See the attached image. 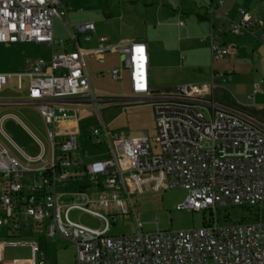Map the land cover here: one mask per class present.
I'll use <instances>...</instances> for the list:
<instances>
[{"label": "built area", "instance_id": "1", "mask_svg": "<svg viewBox=\"0 0 264 264\" xmlns=\"http://www.w3.org/2000/svg\"><path fill=\"white\" fill-rule=\"evenodd\" d=\"M240 14L241 19L230 24L232 33L264 27V20L251 12L240 10ZM67 16L64 0H0V43L30 42L52 45L54 50L49 61L27 59L25 72L0 74V87L13 79L30 81L28 95L44 122L53 154L51 163L24 196L20 181L24 165L18 156L0 147V207L11 214L22 204L25 216L35 224L48 222L49 236L61 235L74 244V264H264V222L220 224L216 216L219 206H264V128L248 117L220 108L214 101V81L181 84L152 96L147 46L130 42L116 46V50L126 56L132 93L153 99L160 152L154 153L151 141L144 136L127 138L111 132L100 115L99 103L105 100L97 98L92 90L78 46L79 37L90 40L96 26L93 22L72 26L68 19L64 20ZM210 16L221 18L222 14L211 8ZM56 20L62 21L68 32L73 43L71 51L65 41H56ZM201 40L210 44L216 60L234 52L222 44L215 32ZM110 74L113 82L121 79L119 69ZM259 88L258 83L255 92ZM79 94L93 102L100 118L99 125L89 130L90 139L108 155L88 165L83 159L73 158L79 149L78 135H63L58 129L59 122L78 119L79 110L70 108L72 115H68L66 107H73V103H52ZM89 156L85 151L84 157ZM74 164L84 166L85 176L98 186L95 200L107 214L91 210L92 198L85 193H81L82 204L62 200L64 193H59L58 188L67 185ZM156 175L164 178L160 187L186 191L187 197L177 210L209 211L211 220L200 229L147 234L139 215H135V234L106 236L116 219L114 214L131 215L132 187L141 188L148 183L147 177ZM74 207L99 219L103 227L94 229L72 221L69 214ZM3 224L0 217V226ZM30 264H49L35 244Z\"/></svg>", "mask_w": 264, "mask_h": 264}, {"label": "crops", "instance_id": "2", "mask_svg": "<svg viewBox=\"0 0 264 264\" xmlns=\"http://www.w3.org/2000/svg\"><path fill=\"white\" fill-rule=\"evenodd\" d=\"M220 1H223L222 5ZM69 2L72 1L64 0L68 8V16L64 20L68 19L72 26L87 22L85 19L81 21L77 15L78 13L70 12ZM211 8L220 12L222 17L212 19L210 16ZM120 9L122 12L120 26L113 25L110 28V26H102L100 23L93 21L96 26V33L90 40H85L83 37L78 39V46L82 51L92 90L94 91V87L97 89L103 80L109 78L114 84L120 83L123 89L122 91L116 89L113 92L115 93V99L110 102L129 103L114 118L113 112L108 111L110 115L108 118L111 119V122L107 124L108 129H112V131L127 138L144 136L151 141L152 146L154 128L157 126L152 106L153 99L152 97H137L132 93L130 69L126 64V56L116 50V46L130 42L143 43L147 46L149 85L152 89V96L169 92L177 84H203L214 81L217 85L214 101L220 108L258 121L235 103H264V80L258 82L259 76L264 77V27L258 28L254 32L235 34L230 31V24L241 19L240 10H247L257 18L264 20V0H120ZM72 21L76 24H73ZM57 22L65 29L66 35L63 39L66 42L69 36L62 21H55L54 32H56ZM181 22L184 24L181 25ZM212 32L220 36L223 45L234 49L231 56L222 60L213 58L210 44L201 40L202 36L209 35ZM67 45H69L67 50L69 47L73 48V43L70 42ZM0 46L7 48L14 46L15 51L20 56L15 71L0 74L25 72L27 70L25 66L26 59L43 58L49 61L54 51L52 45H37L30 42L11 45L0 43ZM55 51H59V48L55 47ZM119 57L125 58V62L118 61ZM113 69L120 70L121 79L118 82H113L111 79L110 72ZM229 71L231 74H229ZM29 82L27 78L13 79L9 80L5 86L0 87V147L11 151L13 154L15 153L10 147L15 149L24 165L20 177L24 188V196L28 194L31 186L53 159L47 136L49 151L23 123L26 131L41 145V152L36 156H31L17 145L11 133L6 130L8 128L15 133L13 120H20L16 115L18 111L31 110L39 114L35 102L28 95ZM258 83L260 84L259 92H255V85ZM225 84L229 85L232 90L224 87ZM116 99L118 101H115ZM52 103L57 105L73 103V107H66L65 113L68 115H72L70 108L75 107L79 110L78 119H68L58 123V129L62 131L63 135L68 133L78 135L79 149L73 154L74 160L80 161L83 159L84 163L88 165L92 161L100 160V157L105 156L107 158L106 150L97 148L94 144L98 159L88 161L92 156L91 153L89 152L90 156L85 158V152H80L83 148L81 145L85 141L82 133L83 125L84 123L88 124L89 120L93 119L91 117L93 111L88 108L89 104L93 102L85 95L79 94L73 97L55 99ZM144 110L150 112L151 120L149 122L151 125L142 124L140 128H136L128 123H119L125 116L131 121L139 120L143 122L144 118L142 119L140 114ZM96 114L97 112H95ZM95 119L98 120L97 123L99 124L98 114ZM258 123L261 125L260 121ZM115 125L117 127L114 128ZM261 126L264 128L263 125ZM26 131H24V134L29 136ZM152 151L154 152L153 147ZM70 171L71 178L68 180L67 185L58 188L59 193H64L62 200L66 203L82 204L84 203V197L81 193H85L92 198L91 210L98 213L100 210L106 212L95 200L99 190L98 186L95 183L85 186L82 184L83 180L81 178L86 175L84 166L74 164ZM146 179L148 183H153L156 187H160L164 181L163 176L158 175ZM76 185L79 186L78 190ZM81 187L85 188L82 190ZM136 189H142V187H132V190L135 191ZM89 190L90 192H88ZM24 208V205L21 204L20 209L10 214L7 209L0 207V217L4 219V224L0 226V229L7 227L10 232L8 236L12 237V235L15 236L17 233L23 232L22 223H25V230L32 235H36L39 240L31 242L2 241L3 236L0 233V264H2L1 251L7 247L29 246L32 255V244L36 245L39 253L45 254L49 264H53V262L61 264V255L65 252L62 240L70 241L61 235L49 236L47 232L48 222L35 224L25 216ZM73 211H80L81 215H90L83 213L78 207L72 208L69 215ZM43 240L44 242H42ZM70 244L73 246L71 250H68L71 258L70 264H74L76 249L72 242ZM31 258L16 264H30Z\"/></svg>", "mask_w": 264, "mask_h": 264}, {"label": "rangeland", "instance_id": "3", "mask_svg": "<svg viewBox=\"0 0 264 264\" xmlns=\"http://www.w3.org/2000/svg\"><path fill=\"white\" fill-rule=\"evenodd\" d=\"M69 2V8H71L70 12L78 13L79 19H85L87 22L96 21V23H100L102 26H110L113 25L120 26L122 19V12L120 11V0H71ZM73 24L76 22L72 21ZM85 23V22H83ZM79 24V23H77ZM99 26V25H98ZM126 31V29H125ZM56 41L60 42L63 37L66 35L65 29L60 25L59 22L56 23ZM65 41V39H63ZM69 39L66 41L67 44ZM69 46V45H67ZM72 48H68V51H71ZM20 56L17 51H15V47H5L0 46V73L4 72H13L15 71V66L19 62ZM27 60V59H26ZM33 60V58H32ZM118 61L124 63L125 58H118ZM264 80V77L259 76L258 82ZM211 82V81H210ZM208 83V82H206ZM202 84V83H201ZM181 85V84H177ZM224 87L232 90L229 85H224ZM116 89L122 91V86L120 83L114 84L108 78L107 80H103L100 85L95 89L94 92L97 98L104 99L106 102H100L99 106L101 108L100 115L105 121L104 123L109 124L111 119L108 111L113 112V118L129 103H114L110 101H114L115 93H113ZM242 102V101H241ZM233 104V103H231ZM239 108L245 110L247 114L256 118L261 122V125L264 126V103H235ZM252 107V108H251ZM91 111V117L93 119L89 120L88 124L84 123L82 133H83V148L80 150L81 153L85 151H89L91 153V157L88 161H92L94 159H98L99 157L95 154V147L93 146V141L90 139V127H96L99 124L97 123L94 110V104H89ZM209 116V111H205ZM17 117L20 119L13 120L14 132L6 128L8 130L17 145L25 151L28 155L36 156L41 152V145L37 140L34 139L24 128L23 123L29 130L37 137L45 146L46 150L49 151V144L47 141V133L45 130L44 122L42 118H40L39 114L33 112L31 110H23L16 112ZM121 119L119 123H128L133 125L136 128H140L142 124L149 126L151 123L150 112L148 110L142 111L140 117L144 118V121L141 122L139 120H130L126 118ZM254 122L258 123V121L248 117ZM156 123V122H155ZM260 124V123H258ZM117 125L114 126V128ZM23 129V130H22ZM25 129V130H24ZM111 132L112 129H109ZM26 131L28 135L24 134ZM158 134L157 126L154 128L153 139H152V147L155 153H159V144L155 142V139ZM82 142V141H80ZM11 150L19 156L15 149L10 147ZM97 151V150H96ZM105 156L100 157L99 159H104ZM82 184L85 185H93L94 182L90 179L83 180ZM79 189V186L76 185V189ZM77 189V190H78ZM74 190V189H69ZM90 192V190L88 191ZM187 197L186 191L182 189H165L164 187H156L153 183H147L142 187V189H136L133 193L130 194V206H131V215L124 216L120 214L117 215L115 220H112V226L110 231L106 233L108 237H120L133 235L137 232V227L135 223L134 216L139 215L140 221L143 224L144 233L151 234L156 233L158 230L160 231H182V230H192V229H200L204 226L205 223H208L212 214L208 211L205 213L202 212H191V211H179L177 210V206L185 201ZM99 213L101 215L106 214V212L100 210ZM216 216L218 222L220 224L227 223H239V222H252L253 220H261L264 222V206L262 208H252L247 206H219L216 211ZM70 218L74 222H81L91 228L100 229L102 228V224L99 219L94 218L90 215L84 214L81 215L80 211H73L70 215ZM23 232L17 233L12 237L7 227L0 229V233L3 238L2 241H20V242H31L34 240H39L36 235H32L30 232L25 230V223H22ZM44 242V240L42 241ZM63 248L65 249L64 253L61 255V264H70L71 258L68 250H71L73 247L70 242L66 240H62ZM31 248L29 246H18V247H7L5 250L1 251L2 264L11 262L12 264H16L17 262L24 261L26 259L31 258ZM53 264H58L53 262Z\"/></svg>", "mask_w": 264, "mask_h": 264}, {"label": "trees", "instance_id": "4", "mask_svg": "<svg viewBox=\"0 0 264 264\" xmlns=\"http://www.w3.org/2000/svg\"><path fill=\"white\" fill-rule=\"evenodd\" d=\"M106 102V101H105ZM81 180H88V177L87 176H83V178H81ZM85 187H81V189L83 190ZM257 208H259V207H257ZM128 216V215H127ZM116 218H117V216H116ZM258 220V219H257ZM256 219L255 220H253L252 222H254V221H257ZM227 222H225L224 224H226ZM206 224V223H205ZM204 224V225H205Z\"/></svg>", "mask_w": 264, "mask_h": 264}]
</instances>
